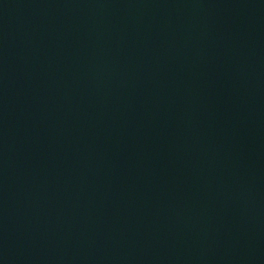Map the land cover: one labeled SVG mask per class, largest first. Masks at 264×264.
Wrapping results in <instances>:
<instances>
[{
    "label": "water",
    "instance_id": "95a60500",
    "mask_svg": "<svg viewBox=\"0 0 264 264\" xmlns=\"http://www.w3.org/2000/svg\"><path fill=\"white\" fill-rule=\"evenodd\" d=\"M0 264H264V0H0Z\"/></svg>",
    "mask_w": 264,
    "mask_h": 264
}]
</instances>
